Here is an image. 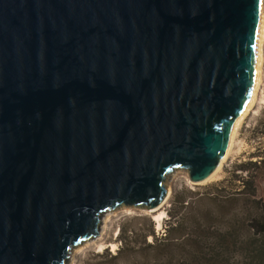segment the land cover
<instances>
[{
    "label": "water",
    "instance_id": "1",
    "mask_svg": "<svg viewBox=\"0 0 264 264\" xmlns=\"http://www.w3.org/2000/svg\"><path fill=\"white\" fill-rule=\"evenodd\" d=\"M263 0H0V264H66L103 213L206 180L259 83Z\"/></svg>",
    "mask_w": 264,
    "mask_h": 264
},
{
    "label": "rangeland",
    "instance_id": "2",
    "mask_svg": "<svg viewBox=\"0 0 264 264\" xmlns=\"http://www.w3.org/2000/svg\"><path fill=\"white\" fill-rule=\"evenodd\" d=\"M261 65L256 100L238 126L231 153L220 169L203 183L190 182L184 170L170 173L165 180L169 196L157 211L162 212L160 221L142 208L119 207L103 213L99 234L74 247L66 264L233 263L247 234L242 211H264V59ZM248 161L256 166L239 167ZM249 177L254 178L252 196L244 183ZM172 217L179 225L166 233ZM228 231L234 248L223 241ZM165 234L173 242L153 249L146 246ZM121 246L124 249L117 252Z\"/></svg>",
    "mask_w": 264,
    "mask_h": 264
},
{
    "label": "trees",
    "instance_id": "3",
    "mask_svg": "<svg viewBox=\"0 0 264 264\" xmlns=\"http://www.w3.org/2000/svg\"><path fill=\"white\" fill-rule=\"evenodd\" d=\"M256 166L255 162L248 161L246 163H242L239 165V167L243 170H248L247 168L250 166ZM253 180L254 178H247L244 182L249 189L248 195H253L254 189H253ZM243 212V218H242V224L246 227V236L242 238V240L239 242L238 249L239 253L236 255V259L233 260L232 264H264V211H242ZM173 219L170 218L169 221ZM167 222L166 224V233L172 230H175L179 222L176 220H173L171 222ZM230 232L228 231L226 235H224V243L226 244V247L229 248V246H232L234 248L235 242L230 239ZM173 239L171 237H167V234L161 237L160 239L154 238L153 241L150 243H147V247L150 249L160 247L163 245H168L167 243H171ZM124 249L123 246H121L117 252H121ZM231 252V250H229ZM116 255H111V257H115ZM229 262L227 258L225 259V263ZM232 261H230L228 264H231Z\"/></svg>",
    "mask_w": 264,
    "mask_h": 264
},
{
    "label": "bare ground",
    "instance_id": "4",
    "mask_svg": "<svg viewBox=\"0 0 264 264\" xmlns=\"http://www.w3.org/2000/svg\"><path fill=\"white\" fill-rule=\"evenodd\" d=\"M261 15L264 16V0H263V4H262V9H261ZM264 59V39H262L260 41V66H259V83L257 85V88H256V91H255V94H254V97L252 99V102H251V105L249 106V108L247 109V111L245 112V114L243 115V117L241 118V120L238 122V124L233 128V131H232V134H231V137H230V140H229V144H228V147H227V151L225 153V156L223 157V159L220 161L219 165L217 166V168L214 170V172L210 175V177L220 169L221 165L223 164V162L227 159L228 155L231 153V150H232V147H233V143H234V138H235V135H236V132L238 131V126L240 125V123L242 122L244 116L246 115V113L250 110V108L252 107V105L254 104L255 100H256V94H257V91L259 89V84L261 82V75H262V71H261V64H262V61ZM210 177H208L206 180L200 182V183H203L205 181H207L208 179H210ZM169 190H167V195L165 197L164 200H166L169 196ZM165 202V201H164ZM163 202V203H164ZM163 203L152 209L151 212L153 213L154 215V220L156 221H160L159 219L161 218L162 216V212H157L159 211V209L161 208V206L163 205Z\"/></svg>",
    "mask_w": 264,
    "mask_h": 264
}]
</instances>
